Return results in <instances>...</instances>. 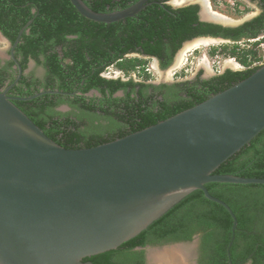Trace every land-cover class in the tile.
I'll return each mask as SVG.
<instances>
[{"label":"trees","instance_id":"trees-1","mask_svg":"<svg viewBox=\"0 0 264 264\" xmlns=\"http://www.w3.org/2000/svg\"><path fill=\"white\" fill-rule=\"evenodd\" d=\"M83 1L97 12H112L138 0ZM169 1L149 0L134 16L107 23L83 16L70 0H0V30L13 43L21 33L14 55L22 68L26 69L30 59H34L46 71L41 79L23 74L12 90L19 97L34 95L42 89L71 93H44L31 99H14V103L58 144L68 148L91 147L201 103L260 67L254 65L260 59L255 49L258 41L249 48L235 45L229 54L244 69L227 68L209 79L198 76L194 81L177 82L171 85V95L154 99L148 89L166 85L157 86L130 76L140 68L144 71L148 59L156 57L161 67L167 68L183 44L196 37H223L238 42L264 33V11L240 25L224 26L201 20L198 3L174 6ZM132 53L143 57L129 56ZM14 62L0 65V90L7 80L15 81L17 72H10ZM110 65H117L130 77H105L103 72ZM92 89L99 90L102 96H85ZM120 90L124 95L116 96ZM63 103L73 109H57ZM215 173L264 178V129ZM206 186L237 215L238 227L230 247L232 262L252 258L253 264H264V237L253 233L250 226L256 218L264 219V184L211 182ZM232 225L227 209L196 189L137 236L116 249L84 260L95 264H145L147 245L187 241L206 232L215 239V263L229 264L227 249Z\"/></svg>","mask_w":264,"mask_h":264},{"label":"water","instance_id":"water-1","mask_svg":"<svg viewBox=\"0 0 264 264\" xmlns=\"http://www.w3.org/2000/svg\"><path fill=\"white\" fill-rule=\"evenodd\" d=\"M70 1L83 16L107 23L134 16L150 3L97 12L83 0ZM204 9L201 20L234 26L204 16ZM0 35L7 40L1 30ZM199 38L224 39L202 36L185 43ZM12 85L0 90V264H95L84 258L118 248L196 189L232 216L230 253L237 215L206 184H264L263 177L215 173L264 129V64L175 115L80 148L58 144L13 101L71 93L42 89L12 97ZM174 245L192 249L194 242L151 246L148 264L150 251Z\"/></svg>","mask_w":264,"mask_h":264},{"label":"rangeland","instance_id":"rangeland-1","mask_svg":"<svg viewBox=\"0 0 264 264\" xmlns=\"http://www.w3.org/2000/svg\"><path fill=\"white\" fill-rule=\"evenodd\" d=\"M178 1V2H177ZM208 5L215 11L222 13L229 17L230 25L242 24L248 20H251L255 16L259 15L261 12L260 6L255 2H250L249 0H207ZM204 0H170V3L174 6L185 5L187 3H198L200 6L205 8ZM232 19V20H231ZM261 37L262 39L258 42H264V33H261L257 38ZM251 39H241L240 41H232L228 39H215L214 42L208 45H201L185 55L184 62L181 66L176 67L177 58L176 57L173 63L167 68H160L155 59H148L145 63V70L136 71L133 73L138 81H159L162 78L169 79L170 81H185L193 80L197 75L202 77H211L219 73L224 72L227 68L233 70L244 69L236 60H233L231 54H229L230 49L235 45H240L241 47H251L254 41ZM217 40V41H216ZM189 43V42H187ZM183 44L180 52L184 49L186 44ZM238 43V44H236ZM10 48V43L8 40H5L0 35V55L7 56V51ZM129 56H140L138 53H132ZM147 58V57H146ZM204 58L206 61H204ZM264 64V63H263ZM121 70L117 65H110L105 69V74L109 78H115L119 76L118 73ZM122 71V70H121ZM28 72H34L35 74L42 75L43 69L41 65L30 62ZM124 73L123 71L121 72ZM131 73V72H130ZM175 73V74H174ZM174 74V75H173ZM125 75V74H124ZM128 77V76H127ZM126 77V78H127ZM60 111H69L68 106L62 105L59 107ZM105 124L106 122L103 121ZM194 242V241H192Z\"/></svg>","mask_w":264,"mask_h":264},{"label":"flooded vegetation","instance_id":"flooded-vegetation-1","mask_svg":"<svg viewBox=\"0 0 264 264\" xmlns=\"http://www.w3.org/2000/svg\"><path fill=\"white\" fill-rule=\"evenodd\" d=\"M249 1L250 2H255V3H257L260 6V8H261L260 14L264 11V5H263V2L261 0H249ZM169 3H170V1H169ZM200 10H201V6H200ZM224 26H226V25H224ZM6 38H7V40L10 43V48L7 51V56L0 55V65L4 66V65L7 64L8 61L14 60L15 62L11 66L10 72H17V77H16L15 81L12 82V83H11L10 79L7 80L5 85L1 88V90H5L10 85L13 84L10 87V89L8 90V94L10 96H12V97H19L16 94V92L14 90H12V88H13L14 85L19 84V81H20V79H21L23 74H32L33 77L41 79V78H43L45 76L46 71H45V68L42 66V69H43V74L42 75L35 74L34 72H28L29 64H30L31 61H33L34 63L37 64V62L34 59H30V61L28 63V67L26 69H23L21 64H20V62H19V60L14 55V48H15V44L14 43L15 42L13 43L8 37H6ZM154 58H156V57H154ZM154 58H152V59H154ZM157 63L159 65V67L162 68L161 65H160L159 59H158ZM163 69H165V68H163ZM198 76H200L201 79H209V78L212 77L211 76V77H205L204 78L200 74V75H197L193 80L191 79L189 81L197 80ZM105 77H107V76H105ZM185 81H187V80H185ZM150 82L155 84V85H157V86L166 85V86L162 87L161 89H154V88L148 89V92L150 94H153L154 99L155 98L162 99L164 94L167 95V97H168L169 93H170V95L173 93L171 85H173L174 83H177V82H182V81H179V80L170 81V78L169 79L162 78L159 81H150ZM119 92H121V93H119ZM78 94H80V92ZM123 95H124V91L123 90H120V91H118L116 93V96H123ZM85 96H87L88 98H91V97H94V96L101 97L102 94L99 92V90L92 89L89 92L85 93ZM62 105L68 106L69 111L73 109L72 106H70V104H68V103H63L60 106H62ZM60 106H58L57 109H59ZM250 226L252 227V232L253 233H256L257 235H260V237H264V219L263 220H259L258 218H256L253 221V223H251ZM205 234H206V232H201V233H198V234L194 235L193 239H191V240L167 242V243L160 244V245L163 246V245H170V244H174V243H178V242H192V241H194V245H193V247L191 249V253H190V262H191V264H216L215 263L216 262L215 239L213 238V235L208 236V235H205ZM196 239H197V242L195 243ZM160 245H147L145 247V264H148L149 248L151 246H160ZM227 255H228V260L227 261L229 262V264H253L252 258H248V259H246V261L242 260V261H239L237 263H233L232 259H231V252L228 253V249H227Z\"/></svg>","mask_w":264,"mask_h":264},{"label":"bare ground","instance_id":"bare-ground-1","mask_svg":"<svg viewBox=\"0 0 264 264\" xmlns=\"http://www.w3.org/2000/svg\"><path fill=\"white\" fill-rule=\"evenodd\" d=\"M204 1H205L204 4L206 5L203 11L204 16L208 18L209 17L215 18L223 22L230 21L229 17H227L226 15L213 10L208 5L207 0ZM214 41L215 39H211V38H199L187 43L184 49L180 52L175 66L176 67L181 66V64L184 62L185 55H187V53L190 52L191 50L201 45L206 46ZM204 61H206L205 58ZM190 253H191L190 247L184 245H174L162 251L159 250L150 251L151 264H191Z\"/></svg>","mask_w":264,"mask_h":264},{"label":"built area","instance_id":"built-area-1","mask_svg":"<svg viewBox=\"0 0 264 264\" xmlns=\"http://www.w3.org/2000/svg\"><path fill=\"white\" fill-rule=\"evenodd\" d=\"M262 38L261 37H259V38H254V39H252L253 41H259V40H261ZM255 49H257L258 51H259V54H260V59L258 60V61H256L255 63H254V65H262L263 63H264V42L262 41V42H259V44L255 47ZM233 60H236L237 61V59L235 58V57H231ZM238 62V61H237ZM238 64H240V66H242L243 68H245V66H243L241 63H239L238 62ZM119 71V70H118ZM122 71L120 70L118 73H116V74H118L119 76H117V77H122L123 79H128L130 76H132L133 75V73L130 75V76H126V75H124L125 73H121ZM103 75L104 76H107L106 74H105V72H103ZM108 77V76H107ZM127 77V78H126ZM135 78V77H134Z\"/></svg>","mask_w":264,"mask_h":264},{"label":"clouds","instance_id":"clouds-1","mask_svg":"<svg viewBox=\"0 0 264 264\" xmlns=\"http://www.w3.org/2000/svg\"><path fill=\"white\" fill-rule=\"evenodd\" d=\"M261 66V65H260ZM105 72V71H104ZM109 78V77H108Z\"/></svg>","mask_w":264,"mask_h":264}]
</instances>
